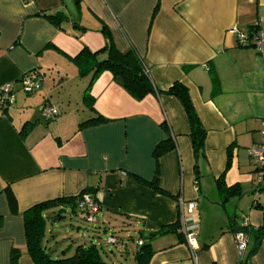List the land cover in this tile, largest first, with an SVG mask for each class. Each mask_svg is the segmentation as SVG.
Wrapping results in <instances>:
<instances>
[{
	"label": "crops",
	"instance_id": "obj_1",
	"mask_svg": "<svg viewBox=\"0 0 264 264\" xmlns=\"http://www.w3.org/2000/svg\"><path fill=\"white\" fill-rule=\"evenodd\" d=\"M56 12L67 16L64 30L42 15ZM101 25L117 50L132 48L149 65L156 89L164 92L173 82L188 89L206 131L203 157L193 156L187 116L176 97L136 100L109 71L89 90L94 112L105 121L80 125L94 113L83 97L88 77L79 76L71 58L82 46H104ZM234 27L264 32V0H0V97L9 84L13 95L0 107V264H11L13 248L19 250L14 264H34L25 247V210L83 193L99 203L93 237L123 240L113 264L132 258L139 240L150 244L147 264H264V236L251 233L242 255L234 239L245 219L253 230H264V180L253 194L258 172L247 154L264 140V56L250 44L253 36L240 45ZM68 68L83 81L77 90ZM33 71L41 74L39 86L26 92L21 81ZM46 103L58 107L55 118L41 116ZM167 136L174 148L154 157ZM221 174L226 185H239L241 196L219 194ZM155 175L163 193L149 186ZM6 188L17 213L9 210ZM179 197L196 202L192 247L175 229ZM67 210L50 220H61ZM128 244L134 250L128 252Z\"/></svg>",
	"mask_w": 264,
	"mask_h": 264
},
{
	"label": "trees",
	"instance_id": "obj_2",
	"mask_svg": "<svg viewBox=\"0 0 264 264\" xmlns=\"http://www.w3.org/2000/svg\"><path fill=\"white\" fill-rule=\"evenodd\" d=\"M42 15L47 17L53 24L61 29H63L61 23L67 19V16L61 12ZM74 25L78 26L76 23ZM101 26V33L105 39L104 46L94 51L90 50L87 46H82L78 53L71 58L77 68L79 76L88 77L83 97L85 99L84 101L88 104L90 111L94 113V117L86 120L80 125L82 126L83 124H93L105 121V119H103L99 114L94 112L92 107L93 100L89 95V90L92 83L97 79L100 73L103 71H109L110 74H112L113 81L118 84V86H121L129 95H131V98L136 100H141L148 94L160 95L165 93L176 97L181 103V107L184 109L187 116L186 120H188L190 128L189 137L191 139L190 144H192L193 148V156H195L196 161L199 157H203L206 131L200 119H198L199 117L193 107L190 96L188 95V89L181 83L179 84V82L171 83V86L164 92L156 89L148 73L149 65L142 61L141 57L132 48L125 51L117 50L109 30L105 26ZM82 29H84V27H82ZM256 31H258L256 27L252 28L250 31L251 33L248 35L250 37L255 36L258 34ZM30 75L33 76L34 79H39L41 76L39 72L37 73L35 71H33ZM217 80V76L214 73H211L213 92L218 91L219 83ZM0 107L5 108V106L2 105H0ZM162 126L165 130L167 129L165 122L162 123ZM174 145L173 138L171 136H167L163 141L156 144L154 157H159L161 154L174 148ZM227 165H229V162H227ZM227 165H225L226 168ZM196 166L197 163L194 167L197 172ZM223 177V174H221L218 178H216V187L219 194L226 199L229 197L241 196L242 191L240 190L239 185L233 184L228 186L226 185ZM156 181H158L157 175H155L153 180L149 182V186H151L155 191L163 193V190H161L158 182ZM257 188H260V186H256V189ZM256 189H254V192ZM84 192L89 191L85 190ZM5 194L10 212L17 213L15 199L8 188L5 189ZM80 196L81 194L77 197H62L41 202L31 206L22 213L26 243L25 247L34 264H113L115 259L114 255L116 256V254H114L111 250H109L111 253L108 254L105 250H102L103 246L107 247L109 244H112L115 247L117 246L116 248L119 250L118 253L123 252L124 247H119L117 244L121 243L123 240L117 239L116 237L113 238L112 235L111 237L113 238L114 243L104 241L105 243L102 242L97 244L92 239V236H88L86 240L83 239L81 241H77L74 247L72 244H67L65 248L61 249L60 255L55 252L56 246H52L51 243H57L58 241L55 238V235L54 237L51 235L50 237L52 239L48 241L49 239L46 235L47 220L49 218L51 219V217L54 218V220L59 219V217H61V212L64 209L69 208L71 213L79 215L80 220L90 222L87 220L86 211L77 208V202ZM95 220L96 219L92 222H95ZM177 226L178 225L176 223L175 229ZM95 229H97V227H95ZM238 230L246 232L248 237L251 233H253L257 239L264 236L262 226L256 228L255 230L248 225L238 226L234 233ZM141 243V245L137 244L138 248L132 254L134 264H147L151 256L150 254L152 251L150 249V244ZM256 246L257 243L253 248L248 250L249 252L247 253V257L255 251L254 249H256ZM18 255L19 250L13 248L10 252L11 264L16 262Z\"/></svg>",
	"mask_w": 264,
	"mask_h": 264
},
{
	"label": "built area",
	"instance_id": "obj_3",
	"mask_svg": "<svg viewBox=\"0 0 264 264\" xmlns=\"http://www.w3.org/2000/svg\"><path fill=\"white\" fill-rule=\"evenodd\" d=\"M232 31L236 33L239 44L240 45H247L249 35L248 33H243L238 31L237 28H232ZM251 43L253 46L257 49V51L261 54V56H264V32L262 30L258 31V34L252 37ZM22 88L26 92H31L38 88L39 86V80L34 79L33 76L28 75L24 76L22 81ZM2 95L0 97V105L6 106L8 104H11L13 102V95H12V85H5L2 88ZM58 107L56 105L46 103L43 105L41 109V116L45 120H50L52 118H55L58 115ZM262 128L261 134L264 136V120L261 122ZM247 154L250 156V158L254 162V167L258 172V180H257V186H260V183L262 180H264V140L258 144H254L250 148L247 149ZM258 189V188H257ZM257 189L254 192V194L257 193ZM196 202L193 200H184L181 197L177 200V205L179 208V215L177 220V230L179 233L183 235L185 238V241L192 247V240L194 239V232L193 229L196 227L197 221L195 220L196 216ZM77 208L81 210L86 211L87 220L90 222L94 221L96 212L99 209L98 202L93 198L92 195L88 193H83L78 202H77ZM246 219L244 220L242 226H247ZM235 242H236V251L240 255L243 254L244 250L247 248L248 244V235L243 230H238L235 232ZM107 242L114 243V240L112 237H109ZM142 241L136 242L138 245H141Z\"/></svg>",
	"mask_w": 264,
	"mask_h": 264
},
{
	"label": "rangeland",
	"instance_id": "obj_4",
	"mask_svg": "<svg viewBox=\"0 0 264 264\" xmlns=\"http://www.w3.org/2000/svg\"><path fill=\"white\" fill-rule=\"evenodd\" d=\"M67 72L69 73V76H71L74 71L72 68V71L70 68L67 69ZM74 76V77H73ZM80 77L72 75V78L69 77L70 80V85L77 90V85H79V82H83L82 79H79ZM99 222L95 221V222H85L83 220H80V218L78 217H74L72 216V214L70 213L69 210H67L63 217L61 218V220L59 221H55L52 222L50 220V218L47 220V235H50V231H53V233L56 236L57 239V243L52 242V246H56L55 248V252L60 255L61 249L65 248L67 244H72V246L74 247V245L77 243V241H81V240H86L88 238V236H92V239L94 240V242L98 243H102V242H107L108 238H107V234L104 233H100L98 236L99 237H93L94 235H96L97 231L95 229L96 226H98ZM71 225H74V227H71ZM79 226V233H77L76 228ZM120 233V232H119ZM82 234L84 236H82ZM63 235H66V239H62ZM132 237L136 238L138 235L136 233H131ZM117 236V235H116ZM104 242V243H105ZM128 247V252L130 251V249L135 248V245H127ZM117 247V246H116ZM114 245L109 244L107 247L102 248V250H105L108 254H110L111 252L109 250H111L114 254H116L117 258H119V254L118 253V248H116ZM104 252V251H103ZM71 253V252H69ZM122 262V264H133V258L127 257L124 258L122 257V259H118Z\"/></svg>",
	"mask_w": 264,
	"mask_h": 264
}]
</instances>
